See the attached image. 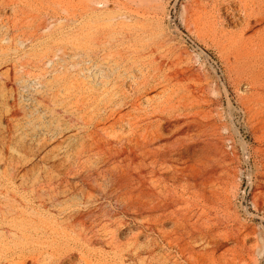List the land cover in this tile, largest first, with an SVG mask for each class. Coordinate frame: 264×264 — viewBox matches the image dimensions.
<instances>
[{"label":"rangeland","instance_id":"374dc122","mask_svg":"<svg viewBox=\"0 0 264 264\" xmlns=\"http://www.w3.org/2000/svg\"><path fill=\"white\" fill-rule=\"evenodd\" d=\"M217 7L0 0V264H264V67L231 45L239 28ZM112 55L145 67L103 99ZM164 70L182 89L133 105ZM163 106L162 135L200 160L153 168L167 206L142 209L107 152L155 134Z\"/></svg>","mask_w":264,"mask_h":264},{"label":"bare ground","instance_id":"6f19581e","mask_svg":"<svg viewBox=\"0 0 264 264\" xmlns=\"http://www.w3.org/2000/svg\"><path fill=\"white\" fill-rule=\"evenodd\" d=\"M216 12L218 16H224L229 27L239 28L236 33H233L231 40V45L237 52L242 54L245 60L252 62L251 66L264 67V0H218ZM112 56L113 58L109 57L107 61L100 62L103 79L96 85L101 89L103 99L114 88L117 78L124 74L136 78V74L142 72L145 67L144 63L133 62L122 70L118 60L114 58V55ZM112 75H117L114 77L115 80L111 79ZM92 76L91 81L97 79L98 74L94 73ZM178 79V73L164 70L160 81L153 87L136 86L135 89L139 91L140 97L133 102V105L142 99L151 102L150 93L159 89L171 90V94L179 92L182 88H174ZM117 94L118 92L114 93V96ZM110 101H112L111 98ZM172 110L171 106H163L153 111L151 119L157 123V132L150 138L121 144L119 148L110 149L107 152L108 156L114 159L113 162H117L118 178L121 186L127 189L126 204L152 210L167 206L159 199L155 185L148 181V178L156 172L153 168L167 160L174 161L180 158L188 163L200 160L196 158L189 146L182 144L181 138L171 143L173 138L162 135L161 130L165 124L172 121L171 118L174 116Z\"/></svg>","mask_w":264,"mask_h":264}]
</instances>
